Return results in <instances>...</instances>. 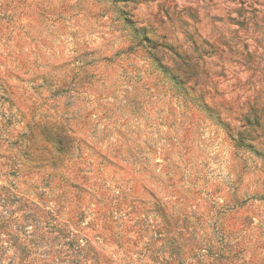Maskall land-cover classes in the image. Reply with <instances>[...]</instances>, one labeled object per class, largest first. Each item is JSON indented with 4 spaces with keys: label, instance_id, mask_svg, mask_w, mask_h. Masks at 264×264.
<instances>
[{
    "label": "rangeland",
    "instance_id": "374dc122",
    "mask_svg": "<svg viewBox=\"0 0 264 264\" xmlns=\"http://www.w3.org/2000/svg\"><path fill=\"white\" fill-rule=\"evenodd\" d=\"M0 264H264V0H0Z\"/></svg>",
    "mask_w": 264,
    "mask_h": 264
}]
</instances>
